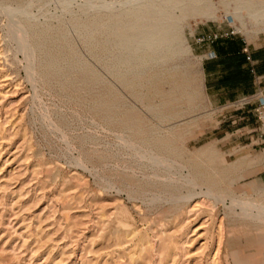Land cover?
I'll use <instances>...</instances> for the list:
<instances>
[{
    "label": "rangeland",
    "instance_id": "1",
    "mask_svg": "<svg viewBox=\"0 0 264 264\" xmlns=\"http://www.w3.org/2000/svg\"><path fill=\"white\" fill-rule=\"evenodd\" d=\"M124 2L0 0V264H246L264 245V185L228 149L241 132L216 134L239 122L207 102L194 51L207 27L264 29L204 0L189 52L140 67L105 27Z\"/></svg>",
    "mask_w": 264,
    "mask_h": 264
},
{
    "label": "crops",
    "instance_id": "2",
    "mask_svg": "<svg viewBox=\"0 0 264 264\" xmlns=\"http://www.w3.org/2000/svg\"><path fill=\"white\" fill-rule=\"evenodd\" d=\"M229 30L228 27L202 29L194 37V51L201 59L203 89L210 105L226 106L241 97L261 94V98L254 99L243 107H227L234 113L232 116L236 117L239 126L236 125L233 129L223 128L216 134L224 133L225 136L241 132V141H235L228 149L239 147L253 158L254 162L244 169L246 176L242 181L264 185V129L254 126L257 122L255 108L264 100V32L252 36L243 33L228 34L212 43H199L196 40L200 36ZM248 54L250 60L246 58ZM257 153H261V159ZM236 262L264 264V245L251 255L238 256Z\"/></svg>",
    "mask_w": 264,
    "mask_h": 264
},
{
    "label": "bare ground",
    "instance_id": "3",
    "mask_svg": "<svg viewBox=\"0 0 264 264\" xmlns=\"http://www.w3.org/2000/svg\"><path fill=\"white\" fill-rule=\"evenodd\" d=\"M124 1V4L118 7L110 6L111 4L106 7V10L116 12V14H111L112 19L105 27H108V31L111 36L117 38L116 55L118 53L125 54V57L122 58V62H131L132 64L135 63L140 67L145 65L146 61L156 60L160 55L165 58H170L178 52H189V48L185 45V41L182 38L181 33V23L187 17L202 16L215 18V11H213L212 5L204 3V0ZM240 1L243 2L242 4L237 5L235 11L233 12V16L239 17L242 20L245 16L243 15L244 10H247L246 16L254 20L256 23L255 26L260 24L261 26L259 27L264 29V2L255 4L253 2H249L248 0ZM89 3L92 2L89 1ZM91 8L92 7H90V10H92ZM95 9L97 8H94V10ZM248 18H246V20ZM244 25V22H242L243 28ZM231 202H233L232 199Z\"/></svg>",
    "mask_w": 264,
    "mask_h": 264
},
{
    "label": "built area",
    "instance_id": "4",
    "mask_svg": "<svg viewBox=\"0 0 264 264\" xmlns=\"http://www.w3.org/2000/svg\"><path fill=\"white\" fill-rule=\"evenodd\" d=\"M237 33H240V31L238 29H236L235 27H231L228 32H216V33H213L211 35H206V36L204 35V36L197 37L196 40L199 43H203V42L212 43L213 41H215L219 38L225 37L228 34L232 35V34H237ZM245 51L247 52L246 49H245ZM246 58L248 60H250V55L248 54ZM258 98H261L260 93H258L257 95L244 96V97H241L240 99H238L237 101L226 105V107L240 108V107H243V106L249 104L252 100L258 99ZM255 113H256L258 119L262 120L264 118V100L259 102V104L255 108Z\"/></svg>",
    "mask_w": 264,
    "mask_h": 264
}]
</instances>
